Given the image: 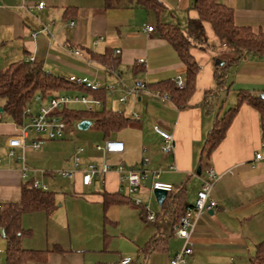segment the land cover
Instances as JSON below:
<instances>
[{"label":"crops","instance_id":"crops-1","mask_svg":"<svg viewBox=\"0 0 264 264\" xmlns=\"http://www.w3.org/2000/svg\"><path fill=\"white\" fill-rule=\"evenodd\" d=\"M42 1L45 7L40 10L37 5ZM160 1L165 6L161 23L178 16L183 19L179 27L184 30L190 19L198 17L194 9L196 0ZM222 2L233 10L237 23L264 31V0ZM46 25L50 35L32 38L33 31ZM147 25L154 26L155 30L144 31ZM205 29L215 49H191L200 68L195 91L186 108L178 109L170 101L138 94L137 101L132 102V113H124L132 117V124L125 128L130 138L122 141L125 145L122 154L106 155L99 151L96 146L105 138L94 146L82 147V163H94L98 167L105 163L111 166L124 163L129 168H140L143 158L148 157L146 168L160 172V180L175 186L170 196L169 214L160 216L157 224L146 222L143 209L135 200L140 199L139 193L147 196L148 192L154 194L153 191L146 187L147 191L131 194L127 186L121 184L119 174L112 171L104 181L95 178L90 186L82 184L79 191H74L76 208L64 207L56 195L57 207L53 212L39 210L22 215L21 227L25 231L22 248L49 251L45 262L26 264H120L124 258L131 259V264H170L183 244L173 234L172 226L184 208L195 203L207 164L213 165L221 175L211 195L219 207L197 220L192 234L194 253L188 264H252L257 245L264 241V163L255 159L256 153L263 150L261 115L244 103L235 113L223 140L211 152L207 137L215 121L223 119L225 112L237 106L241 92L264 94V60L249 55L230 69L225 90L228 102L220 105L225 91L219 95L209 94L208 98L206 94L216 86L214 58L225 53L226 48L210 24H205ZM75 51L82 54L76 55ZM110 53L118 60L114 74L101 63ZM32 57L48 73L107 89L106 106L111 102L113 109L123 104L120 99L130 86L141 82L172 84L173 79L185 78L186 73L176 50L161 37L157 16L131 0H112L110 4L107 0H0V73ZM140 60H144L143 65L138 63ZM109 87L114 91L110 92ZM231 91H235L236 96L230 99ZM3 105L4 101L0 100V109ZM31 119L32 116H26L17 124L8 114L0 112L2 205L20 202L23 182L29 179L42 180L52 191L49 184L56 176L53 169L60 168V162L53 161L43 146L38 150L16 148V155L9 156V139L20 135ZM155 125L173 135V151L168 156L162 153L164 142L154 131ZM35 138V134L30 133L26 143ZM23 155L31 169L28 179L21 177L22 162L18 157ZM66 180L76 189L75 179ZM105 193L118 201L105 206ZM63 199L67 204L66 198ZM89 202L94 204L89 205ZM160 207L152 212L158 214ZM91 213L97 223L93 235L97 244L92 247L84 230L85 220L91 222ZM0 264H7V241L1 234Z\"/></svg>","mask_w":264,"mask_h":264},{"label":"trees","instance_id":"trees-1","mask_svg":"<svg viewBox=\"0 0 264 264\" xmlns=\"http://www.w3.org/2000/svg\"><path fill=\"white\" fill-rule=\"evenodd\" d=\"M111 1L107 0V3L110 4ZM131 1L151 10L157 16L161 37L167 40L176 50L185 65L186 88L184 90L175 89L170 82L156 85L148 84L151 90H160L168 93L170 96L169 101L178 109L187 107L188 100L196 88L200 67L191 54V49L200 48L210 51L215 49L208 41L205 24L211 25L215 35L226 48L225 53H221L214 58L216 86L212 91L207 92V98L209 94L219 95V93L228 89L226 82L230 69L240 64L249 55H255L264 60V31L237 23L233 10L223 3L222 0H196L194 9L197 11L198 17L190 19L187 28L184 30L179 26L160 22V16L165 10V6L160 0ZM101 63L108 72L112 74L117 72L118 60L113 58L111 53L102 58ZM106 90L105 88H96L78 83L76 80L48 73L43 65L38 62L20 61L0 73V99L4 101L2 110L17 124H21L24 118L28 116L25 114V110L35 101L37 95L49 98L57 95H69V92H77L102 101L105 105V111L101 113L82 112L68 108L62 111L65 119L68 123L89 121L91 122L90 128L100 131L107 140L110 139L113 133L130 126L132 120L127 118L124 112L107 108ZM244 103L257 109L261 115L264 144V98L260 95L243 91L239 95L237 106L225 112L227 114L223 119L215 121L213 129L207 137L209 152L214 150L223 140L235 113ZM23 183L21 201L1 204L0 208V228L5 230V239L7 241V264H26L29 261L45 262L49 253V251H28L22 248L21 239L25 231L21 227V218L25 213L39 210L47 213L53 212L57 207L56 193L54 191L34 189L32 187L33 179ZM174 191L175 186L173 192L168 195L160 207V212L158 214L155 213L156 220L154 223L157 224L160 216L169 214V207L172 204L170 196ZM117 201V199L108 194H104L105 206ZM140 207L143 209V219L148 222L145 207ZM183 213L184 210L179 218L175 220V227L172 226L174 235ZM153 244L154 241L151 242L148 248L151 249ZM55 249L60 250L59 247H55ZM252 264H264V241L257 245L256 255Z\"/></svg>","mask_w":264,"mask_h":264},{"label":"built area","instance_id":"built-area-1","mask_svg":"<svg viewBox=\"0 0 264 264\" xmlns=\"http://www.w3.org/2000/svg\"><path fill=\"white\" fill-rule=\"evenodd\" d=\"M45 7V2H39L37 5L38 9H43ZM73 26V23H71ZM155 30L154 26L147 25L144 27V31L152 33ZM40 34L50 35L48 30V25L43 26L41 29L32 32V38H37ZM120 53V51H116ZM76 55H81L80 51H75ZM28 62L36 63L34 57L29 58ZM139 64H144V60H140ZM78 83H83L81 80ZM173 87L177 90H184L186 88V81L183 76H177L172 81ZM109 91L113 92L114 88L109 87ZM131 92H136L137 94H146L155 97L163 102L169 101L170 96L166 92H161L160 90H151L146 82H141L135 85ZM35 101L38 103V109L36 113L32 114V110L29 107L25 110V114L32 116L31 123L21 130L20 135L14 136L9 139V156H15V149L22 148H32L34 150L40 149L45 142L62 140L65 137L66 130L68 128V122L62 114V111L69 108L70 104H78L82 106V111L87 112H104L105 105L102 101L94 98H90L84 95H57L49 98H45L41 95L35 97ZM126 98L120 99V102L125 103ZM138 119L139 116H136ZM154 131L160 135L163 139L162 153L168 156L173 151L174 139L173 135L161 127L155 125ZM30 133H34L36 138L33 139L29 144L26 143ZM264 146V144H263ZM96 148L99 151H103L106 155L109 154H122L125 151V145L121 141L107 139L103 143L98 144ZM146 151V149H143ZM84 149L78 147L74 152L71 163L72 168L68 170H61L56 172V175L64 178H73L77 173L82 175V184L84 186H90L95 178L101 181L105 180V176L116 171L120 176V182L126 185L129 193L133 194L140 190L142 187L146 186V181L150 179V186L147 187L149 190H163L167 194H171L174 190V185L160 180V172H151L146 166L148 165L150 159L144 157L140 168H129L126 167L124 163H120L116 166H111L104 164L102 167H98L94 163L83 164L81 155ZM22 162L21 177L23 179H28L31 169L26 163L24 155L18 157ZM257 161L264 163V149L261 152H257L255 155ZM173 168V166L171 167ZM36 171V170H35ZM205 176L202 179V184L200 190L197 193L196 201L193 205H187L184 208V213L180 219V222L175 230V236L183 241L180 250L173 256L170 264H188V259L194 253L192 234L196 227L197 220L204 214L211 212L219 207L217 201L212 198V191L216 183L220 180L221 175L216 171L213 165L207 164L204 167ZM231 173V172H230ZM32 187L34 189L49 191V187L42 180L34 178ZM135 204L138 206H144L147 214L146 219L150 223H154L156 220V214L152 212L147 206L143 205L140 199L135 200ZM1 208V204H0ZM120 264H131V259L124 258L121 260Z\"/></svg>","mask_w":264,"mask_h":264},{"label":"rangeland","instance_id":"rangeland-1","mask_svg":"<svg viewBox=\"0 0 264 264\" xmlns=\"http://www.w3.org/2000/svg\"><path fill=\"white\" fill-rule=\"evenodd\" d=\"M182 20L181 17L179 18L178 16H175L174 18L169 19V21L167 22L168 24H177L178 26L180 24H182ZM179 23V24H178ZM135 86V85H134ZM134 86H130L127 88V90H125L124 92V97L126 98V102L121 104H117L116 107L111 108V102L110 105H108V109H113L115 111H123L124 113H132L131 111V107H132V102L137 101L136 97H137V93L136 92H131V89ZM226 91L222 92V98H221V102L220 105L222 104H227L228 102V98H226ZM230 99L231 97L233 98V96L235 95V91H231L230 93ZM70 96H75L73 94H70ZM229 99V100H230ZM1 100V99H0ZM231 102V101H230ZM236 102V101H234ZM233 103V102H232ZM141 104L143 105V102H141ZM235 103H233L234 105ZM232 105V106H233ZM38 103L36 101H33L32 104L30 105V108L32 110L33 113H35V111L38 109ZM229 106V105H228ZM70 109L73 110H80L82 109L81 105L78 104H70L69 105ZM228 108V107H226ZM125 110V111H124ZM127 118H132L130 117V115H127ZM128 130H121L119 132H115L111 135L110 139L111 140H116V141H127V138L129 137V134L127 132ZM130 138V137H129ZM104 140V136L103 134L94 129V128H88L87 130H80L78 128V123L77 122H71L68 123V128L66 130L65 133V137L64 139L60 140V141H48L45 142L43 144L44 148H47L50 156L52 157V160L54 161H58L60 162V168L59 169H53L54 172H59L61 170H68L71 169V156L74 152V150L78 147H83L86 148V146L90 145V146H94L97 143H100ZM42 147V148H43ZM40 170V169H39ZM73 179L76 180V189L73 187V185L68 182L66 179H63L62 177L56 175L54 179H51V183L49 184L50 188L52 191L56 192L57 194V198L58 200L62 201V204L64 207H68V208H76V202L75 200H73V194L74 191H79L80 190V186L82 185V175L81 174H76ZM73 181V180H72ZM147 191L146 187H142L140 188V191ZM125 193L128 194L127 190L125 189ZM140 196V200L142 201L143 205L147 206L151 211L159 209V205L156 201V197L154 194L149 195V192L147 193V196H143L140 193L138 194ZM135 196V195H134ZM66 198V202L67 204L64 203V199ZM82 200L86 201L85 198H82ZM60 203H58L59 205ZM94 203H90L89 205H93ZM78 205H82V204H78ZM86 205V204H84ZM91 222L88 223L85 220V231L87 232V237H88V243L89 246H95V244H97V242L95 241V238L93 237L94 233H96V224L95 223V216L91 213ZM68 239L69 238L68 236ZM85 240L87 241V239L85 238Z\"/></svg>","mask_w":264,"mask_h":264},{"label":"water","instance_id":"water-1","mask_svg":"<svg viewBox=\"0 0 264 264\" xmlns=\"http://www.w3.org/2000/svg\"><path fill=\"white\" fill-rule=\"evenodd\" d=\"M261 97L264 98V94H261ZM0 112H3L2 109H0ZM91 126V122L89 121H81L80 123H78V128L80 130H87L89 127ZM150 179H148L146 181V186L149 187L150 186ZM155 197H156V201L158 203V205L162 206V204L164 203V201L167 199V192L163 191V190H154L153 191ZM0 234L2 236H5V230L4 229H0Z\"/></svg>","mask_w":264,"mask_h":264}]
</instances>
